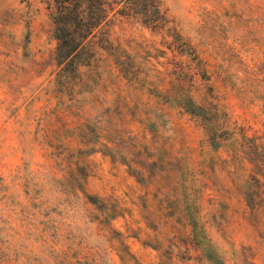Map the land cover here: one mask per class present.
Masks as SVG:
<instances>
[{
  "label": "rangeland",
  "instance_id": "rangeland-1",
  "mask_svg": "<svg viewBox=\"0 0 264 264\" xmlns=\"http://www.w3.org/2000/svg\"><path fill=\"white\" fill-rule=\"evenodd\" d=\"M56 63L0 0V264H264V0H159Z\"/></svg>",
  "mask_w": 264,
  "mask_h": 264
},
{
  "label": "trees",
  "instance_id": "trees-1",
  "mask_svg": "<svg viewBox=\"0 0 264 264\" xmlns=\"http://www.w3.org/2000/svg\"><path fill=\"white\" fill-rule=\"evenodd\" d=\"M47 11L55 41L56 63L77 64V57L89 50L113 14L138 17L144 24L160 28L164 17L159 0H38Z\"/></svg>",
  "mask_w": 264,
  "mask_h": 264
}]
</instances>
